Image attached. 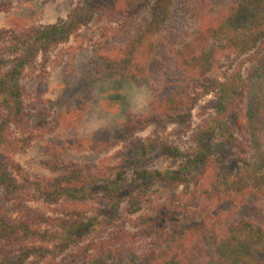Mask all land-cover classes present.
<instances>
[{
  "label": "rangeland",
  "instance_id": "rangeland-1",
  "mask_svg": "<svg viewBox=\"0 0 264 264\" xmlns=\"http://www.w3.org/2000/svg\"><path fill=\"white\" fill-rule=\"evenodd\" d=\"M180 1L181 13L176 14ZM180 1L174 2L170 20L175 15L185 16V22L169 24L161 32L164 35L160 41L148 51L138 43L142 17L148 18L146 10L139 19L135 12L125 14L119 7L113 9L115 0H0V61L5 62L11 59L10 48L23 32L36 34L67 22L76 12L89 13L88 21L68 39L60 35L56 42L46 46L23 76V124L13 132L23 148L12 155L21 177L31 181L53 177L44 162L50 157L46 152L48 145L59 143L68 157L87 166L93 175L119 179L124 188H130L134 178L157 179L139 180L137 187L149 195L140 212L129 213L133 209L126 200L122 207L128 212L118 215L119 219L109 226H88L89 234L70 241L64 242L66 235L63 241L50 238L58 247L55 245L46 252L45 261L65 262L75 256L87 261L88 251L92 255L94 252L92 242L114 239L120 231L130 232L132 239L125 247L112 246L114 253H118L117 249L123 252L109 262L116 263L133 252L142 254L159 239L157 233L146 228V217L156 210L166 211V231L181 229V225L202 217L204 201L199 192V177L206 171L218 179L244 175L254 165L244 158H254L255 153L248 141V131L232 125L236 142H229L224 133L209 131L216 94L191 70L178 68L176 49L180 47V39L174 34L190 24L194 14L188 10L195 8L196 0ZM145 6L141 4L140 8ZM149 52L153 54L150 57L146 56ZM261 57L264 58V40L248 52L222 54L216 59V69L209 71L207 77L225 82L241 70L244 80L251 82ZM176 93L190 98L184 106H192L186 120L177 117L181 109H172L175 112L167 116L161 114L159 105L165 107L164 99L173 100ZM252 102H245L244 108ZM249 117L243 119L250 124ZM115 133H122V137L113 138L111 135ZM257 133L263 149L264 129ZM106 136L115 141L112 146H108L109 141L107 144L101 141ZM204 145H209L210 166L202 168L199 175L184 176L186 182L180 185L159 178L163 177L159 172L171 171L176 175L189 159L196 158ZM30 205L50 217H59L41 203ZM18 209L11 196L0 189V214L16 218ZM96 213H89L83 220L87 222ZM98 215L100 222L106 220L102 210ZM236 219L264 223V194L251 192Z\"/></svg>",
  "mask_w": 264,
  "mask_h": 264
},
{
  "label": "trees",
  "instance_id": "trees-1",
  "mask_svg": "<svg viewBox=\"0 0 264 264\" xmlns=\"http://www.w3.org/2000/svg\"><path fill=\"white\" fill-rule=\"evenodd\" d=\"M176 1L115 0L113 9L119 7L125 14L135 12L139 19L146 10L148 18L142 17L138 43L149 51L156 41H160L164 35L161 32L166 31L169 24L185 22V16L175 15L170 20ZM141 4L146 6L141 9ZM180 4L181 1L176 7V14L181 13ZM194 5L195 8L188 10L194 14L191 22L188 19L190 24L174 34L180 39V47L176 49L178 68L191 70L216 94L215 114L208 122L209 131L224 133L229 142L237 141L232 125L248 131V141L255 153L254 158H244L254 165H247L251 168L246 172H250L244 175L221 179L207 175L206 171L199 177V192L204 201L202 217L181 225V229L177 228L174 232L166 231L167 212L156 210L144 222L147 229L159 235V239L144 253L138 255L133 252L113 264H264V223L236 219L251 192L264 194V148L257 133L264 129V58L258 59L259 68L254 71L251 82L250 79L244 80L241 70L225 82L207 77L209 71L216 69V59H220L222 54L248 52L263 44L264 0H196ZM88 19L87 11H79L60 25L42 29L36 34L23 32L10 48L8 56L11 59L0 61V189H4L19 208L16 218L0 214V264H111L109 259L123 252L117 249L118 253H114L112 246L122 244L120 246L125 247L132 239L130 232L120 231L114 239L92 242L94 252L92 255V251H88L87 261H80L75 256L65 262H49L43 257L57 245L50 241L52 238L63 241L66 235L64 242L70 241L89 234L88 226H109L111 221L118 220V215L128 212L122 207L126 200L133 209L129 213L140 212L149 195L141 193L140 186L137 187L139 180H157L156 177H138L132 179L130 188H124L119 179L93 175L87 166L68 157L65 147L59 143L48 145L46 152L50 157L44 162L46 168L54 173L53 177L31 181L18 173L19 165L12 155L23 147H20L22 141L14 137L13 132L23 124V76L46 46L56 42L60 35L68 39ZM153 54L149 52L146 56ZM173 96V100L164 99L165 107L159 105L161 114L167 116L175 112L173 110L181 109L177 117L186 120L192 106H184L190 98L177 93ZM248 100L253 102L244 108ZM246 116H250L248 120L253 129L243 119ZM111 136L119 140L122 133ZM101 141L105 144L109 141L108 146L115 142L107 136ZM203 148L201 152L205 154L202 156L200 152L193 161L189 159L176 175L171 171L159 172L163 176L159 178L180 185L186 182L187 177L184 176L199 175L202 168L210 166L207 158L209 145ZM245 164H248L247 161ZM31 203H41L59 217H50ZM100 210L106 215V220L101 222ZM91 212L97 213L85 222L83 219Z\"/></svg>",
  "mask_w": 264,
  "mask_h": 264
}]
</instances>
